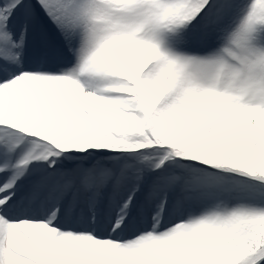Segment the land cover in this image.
<instances>
[{"label": "snow or ice", "instance_id": "snow-or-ice-1", "mask_svg": "<svg viewBox=\"0 0 264 264\" xmlns=\"http://www.w3.org/2000/svg\"><path fill=\"white\" fill-rule=\"evenodd\" d=\"M0 264H264V0H0Z\"/></svg>", "mask_w": 264, "mask_h": 264}]
</instances>
